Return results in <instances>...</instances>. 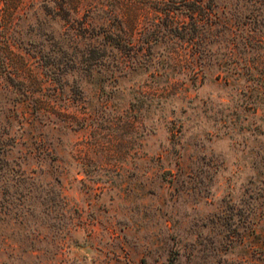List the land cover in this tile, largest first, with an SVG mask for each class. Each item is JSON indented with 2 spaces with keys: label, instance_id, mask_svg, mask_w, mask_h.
<instances>
[{
  "label": "rangeland",
  "instance_id": "obj_1",
  "mask_svg": "<svg viewBox=\"0 0 264 264\" xmlns=\"http://www.w3.org/2000/svg\"><path fill=\"white\" fill-rule=\"evenodd\" d=\"M0 264H264V0H0Z\"/></svg>",
  "mask_w": 264,
  "mask_h": 264
}]
</instances>
